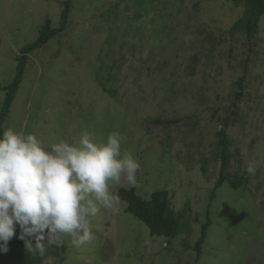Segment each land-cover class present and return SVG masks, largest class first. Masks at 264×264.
<instances>
[{
	"label": "rangeland",
	"instance_id": "1",
	"mask_svg": "<svg viewBox=\"0 0 264 264\" xmlns=\"http://www.w3.org/2000/svg\"><path fill=\"white\" fill-rule=\"evenodd\" d=\"M65 1L0 0V87L14 79L20 49L36 40L38 26L46 19L59 26ZM71 2L65 28L28 54L3 131L34 134L49 150L84 132L95 143L119 133L122 154L140 169L135 185L122 177L109 182L110 192L135 186L149 199L167 189L187 224L174 239L152 236L124 203L118 212L101 207L86 244L64 236L40 257L27 251L17 226L0 264H264V14L249 42L229 33L242 12L230 0ZM4 96L0 88V111ZM157 118L179 121L151 122ZM219 128L230 139L227 172L243 183L235 189L225 181L211 197ZM206 215L211 223L196 261Z\"/></svg>",
	"mask_w": 264,
	"mask_h": 264
},
{
	"label": "clouds",
	"instance_id": "2",
	"mask_svg": "<svg viewBox=\"0 0 264 264\" xmlns=\"http://www.w3.org/2000/svg\"><path fill=\"white\" fill-rule=\"evenodd\" d=\"M121 136L110 133L95 143L84 132L74 142L61 141L46 149L34 134L11 128L0 135V252L19 227L27 251L45 257L50 245L64 236L80 247L93 239L90 218L101 207L119 211L109 182L122 177L135 185L140 164L121 151ZM249 173L254 168L248 166Z\"/></svg>",
	"mask_w": 264,
	"mask_h": 264
},
{
	"label": "trees",
	"instance_id": "3",
	"mask_svg": "<svg viewBox=\"0 0 264 264\" xmlns=\"http://www.w3.org/2000/svg\"><path fill=\"white\" fill-rule=\"evenodd\" d=\"M233 6L242 10L241 15L230 27V34H243L247 37L249 42L257 37L259 31V22L261 16L264 14V0H230ZM71 0L64 2V7L60 13L59 26L54 27L49 19L38 26V36L33 42L21 47L19 55L17 56L18 64L16 65L15 77L9 85L1 86L5 92L4 99L2 101V110L0 111V135L3 133L2 124L9 112L11 103L15 97V94L20 86L25 65L28 60V54L33 50L46 44L50 39L55 38L65 28L68 14L71 7ZM211 36V35H210ZM207 40V39H206ZM208 41V40H207ZM209 42V41H208ZM210 43V42H209ZM218 43V40L211 36V46ZM210 51V50H209ZM244 69L247 70V61H244ZM192 73V71H190ZM239 91L236 92V101L233 106V116L237 114L236 102L242 95V89L244 87L243 77L237 80ZM179 119H155L151 122L154 124H173L178 122ZM217 143L219 146V154L217 157L220 159L219 177L211 190V197L216 193L225 181H229L232 188H238L243 183V176L236 173L234 177L227 172L229 165V144L230 139L222 128L216 131ZM207 159L202 160V171H206ZM240 175V176H239ZM121 203H124V211L128 212L135 217L139 218L149 228V232L152 236H163L168 239L176 238L183 227L186 226V218L184 210H177L176 212L171 208L169 202V192L167 189L154 190L149 199L143 198L136 192L135 186L121 187L116 193ZM210 219L206 215L205 222L200 227V234L193 246L196 252L195 260L198 261L201 256V249L207 236V231L210 226Z\"/></svg>",
	"mask_w": 264,
	"mask_h": 264
}]
</instances>
